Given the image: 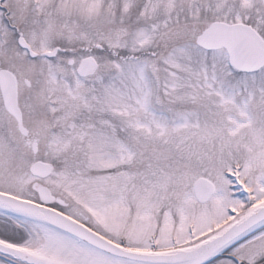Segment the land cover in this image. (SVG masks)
<instances>
[{
  "label": "snow or ice",
  "instance_id": "snow-or-ice-1",
  "mask_svg": "<svg viewBox=\"0 0 264 264\" xmlns=\"http://www.w3.org/2000/svg\"><path fill=\"white\" fill-rule=\"evenodd\" d=\"M0 264H264V0H0Z\"/></svg>",
  "mask_w": 264,
  "mask_h": 264
}]
</instances>
